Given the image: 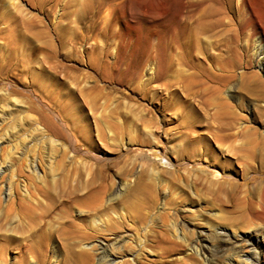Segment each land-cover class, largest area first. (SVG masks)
<instances>
[{
    "label": "rangeland",
    "instance_id": "374dc122",
    "mask_svg": "<svg viewBox=\"0 0 264 264\" xmlns=\"http://www.w3.org/2000/svg\"><path fill=\"white\" fill-rule=\"evenodd\" d=\"M90 1L0 0V264H75L72 252L86 242L82 235L90 229L93 218L108 222L102 228L94 227L96 233L88 242L97 240L106 244L113 258L111 264H237L234 257L228 258L235 241L233 234L264 233V221L247 214V201L242 198L260 181V168L264 164V64L259 70L253 60L243 64L253 56L257 35L248 34V23L239 15V2L219 0L224 12L221 15L213 12L215 4L204 3L197 8V20L192 24L201 29L206 27L202 37L210 40V45L208 48L204 43L199 45L207 55L217 57L213 65L219 63L222 51L226 58L236 48L241 57L242 64L232 69L228 87L234 98L227 99L238 118L234 119L231 130L220 132L218 127L228 118L215 94L204 93L194 99V94H186L183 86L175 88V81H180L189 71L174 61L179 55L175 48L165 51L169 53L167 58L171 53L170 58L175 62L169 71L149 84L140 81L148 76L145 64L149 46L157 43L156 36L167 37L169 32L162 12L178 11L184 0H106L97 11L96 2ZM246 2L264 35V0ZM115 33L126 43L118 48L121 52L117 74L122 75L119 81L99 75L102 66L113 61L118 46ZM231 37L236 41L235 47L229 43ZM261 57L264 59V54ZM252 71H258L263 84L258 94L248 77ZM166 82L173 86L165 88ZM94 85L97 87L93 88ZM89 99L95 106L94 113L86 105L82 112L88 115L87 125L92 126L91 140L98 148L95 152L85 146L78 152H68L61 138L49 147L48 140L45 138L43 142L35 132L33 121L37 115L33 108L39 103L70 121L73 104L89 103ZM142 106L149 108V112ZM99 107L109 113L105 120L112 129L103 144L96 139L92 125V116L100 115ZM119 110H124V114ZM111 114L120 116L125 126L129 125L123 140L129 137L134 150L120 149L113 142L120 137V129L108 118ZM151 115L156 126L149 122ZM148 128L153 130L152 134L147 133ZM213 132L229 135L219 141L213 138ZM29 136H35L36 141H30ZM142 148H155L159 155H165L155 160L153 168L171 171L170 175L160 176L165 180L163 184L156 179L158 172L156 177L153 175L155 180L151 177L144 184L145 168L150 170L152 163L142 158ZM183 150L188 151L190 160L186 165L180 158ZM92 153L106 158H92ZM33 156L37 170H41L36 182L31 181L34 175L28 169ZM215 166L226 172L218 175L216 183L209 174L217 170ZM99 169L108 174L111 183L108 194L121 188L104 215L91 212L85 203L99 181ZM19 178L25 185V198ZM8 182H11V198L4 197ZM146 193L154 197L152 206L145 199ZM159 208L174 216L181 229H177V235L187 233V240L201 250V255L194 254L187 246L165 244L159 235L163 228ZM137 213L148 215V224H140ZM148 226L154 228L153 235L149 233L143 238ZM215 230L224 234L216 235ZM133 232H142L143 245L135 246L131 239Z\"/></svg>",
    "mask_w": 264,
    "mask_h": 264
},
{
    "label": "bare ground",
    "instance_id": "6f19581e",
    "mask_svg": "<svg viewBox=\"0 0 264 264\" xmlns=\"http://www.w3.org/2000/svg\"><path fill=\"white\" fill-rule=\"evenodd\" d=\"M237 1L239 2L238 3V11H239L240 18L244 19L248 23V26H249L248 34L252 35L255 32V34L257 35L254 39V42H253L254 47H255V48H253L255 50L253 53V56L250 55L249 59H246L243 62V64H246V65L250 64L253 60L255 67L259 70L260 65L264 64V59H262L263 57H261L264 54V35L258 30V26L252 18L251 11H250V8H249L246 0H237ZM90 2H96V11H97V10H99V8L104 6L106 0H91ZM204 3H207L208 6L210 3L215 4L217 7H216L215 11H213V12H215L216 15H221L222 13H224L222 8H221V4H220L219 0H184L182 3V6H180L179 10L178 11L176 10V12L171 13L172 15L167 10L164 9V11L162 12V20L163 19H164V21L166 20L165 24H167L169 26V29H168L169 32H168L167 37H164L161 35L156 36L157 40H155V43L156 42L157 43L155 45L149 46L150 51L148 53V58H147L146 64H145L146 67L148 68V71H149L147 74L148 76L146 77L147 79H142L140 81L142 83L149 84L152 81L159 80L161 78V74L165 73L168 70V68L172 65V63H175V62H173L174 59L170 58L171 53H170V57L167 58V55H169V53L165 54V51L169 50V52H171L172 48H175L176 49L175 52L178 51L177 53L179 55L176 57V59L174 61L177 60V62H176L177 64H179L181 66L183 65V67L189 68L188 73L186 72L187 74H183L181 76L180 81H175V84H174L175 88L183 86V89L186 92V94L187 93L194 94L193 98L196 96H200L204 93L215 94V96L217 97V99L219 101V105L221 106V108L223 110V114H226L227 118H228V121H226V123H221V125L218 127V131L222 132V131L231 130L233 128L234 119L238 118V114L235 112V110L233 108L231 109L227 99L232 98V97L234 98V94L232 93L230 88H228L229 84H230V79L233 76L232 69H234L238 65L242 64V61H241L240 55L237 53V50L235 48L232 50L230 57L227 56L226 58H224V54L222 51L219 55V63L217 65H215V64L213 65L214 60L217 57L214 58L213 54H210V53L207 55V53H205V51L201 50L200 45H199L200 42L204 43L205 48L206 47L208 48V46L210 45V42H209L210 40L208 41V40L203 39V37H204L203 35L206 33V31H204L203 28H206V27H203L201 29V27H194V26H192V24H195V22L197 20L196 19L197 15L195 16V12H196L197 8ZM203 10H206V8H204ZM204 13H205V11H204ZM200 17H202V16H200ZM201 21L203 22L202 24H205V22H204L205 20L203 21L201 19ZM241 21H243V20H241ZM207 33L209 34V31ZM113 35L116 38L118 37V39H117L118 40V46L114 52L113 61L107 62L106 65H103L99 75L102 78L119 81L122 78L121 77L122 75L119 76L120 75L119 72L117 74V71H118L117 69L120 66L119 61H120V52H121V51L118 52V48L121 47L123 44H126V43L123 42L125 40L122 39L121 35L117 36L116 33ZM180 39H182L184 42L182 43L181 42L182 40L180 41ZM229 43L232 44L234 47L237 45L234 37L233 38L231 37V39H229ZM230 48H233V47L231 46V47H229V49ZM200 54H202V56ZM207 60H210L212 65H208L206 63ZM145 65H144V67H145ZM143 69H145V68H143ZM178 70H181V67L179 69V66H178ZM167 76H169V75H167ZM248 77L252 81L251 85H252V88L255 89V92H257V94L260 93V90L262 89L263 84L259 80L258 71L250 72ZM166 78L168 79V77H166ZM139 79H141V77ZM128 80H129V78H128ZM163 85L165 86V88H167V87H170L169 85H171V83L166 82V83H163ZM171 86H173V85H171ZM94 87L96 88L97 85H94L93 88ZM162 90H164V89H162ZM161 94H162V91H161ZM161 94H160V96H161ZM88 102L89 103L85 102L82 104H75V105L73 104V106H74L73 110L69 111V113L72 112L70 114V117H69L72 120V121L70 120L71 122L68 120H64L63 118H61V116H58L59 114L57 115L55 112H53V109L50 110V107L48 109V108H46L47 106L44 107L43 104L39 103L35 108H33L34 109L33 111L37 115L33 121L36 124V131L35 132L38 135H40L41 140L43 139V142H45L44 141L45 138H46V142L48 140L47 143H48L49 147H51V145L54 142L56 143V139L61 138L63 140L64 147L68 150V152L69 151L74 152V153L78 152V151L82 150V146H85L86 149H90L91 151L95 152V150L98 148H97L96 142L91 140V137L93 135L92 126L87 125V118H88L87 116L88 115L86 113H85L86 115H84L82 112L83 105L84 106L86 105V106H88V109L90 110L91 114L94 113L93 110H94L95 106L93 104V101L89 99ZM198 102H200V101H198ZM46 105H48V104H46ZM97 105L98 104H96V106ZM104 107H105V105H104ZM114 107H116V105ZM142 108L147 113L149 112V108H146L143 106H142ZM157 108H159V106H157ZM107 109H110V108L107 107ZM117 109H119V108H117ZM99 111H101L100 115L96 114V116L95 115L92 116L90 114V116L93 117V124L92 125L94 128L96 139L100 143L103 144L104 143L103 141L105 140V136L110 135V133H112V129L110 130L108 128L107 123H109V121L105 120L107 118V117L105 118V116H108L109 113L103 107H101L100 110L97 111V113H99ZM112 111H115V109ZM119 111H123V114H124V110H119ZM104 114H106V115H104ZM114 114H115V112H114ZM111 115L112 116H110L108 118L112 119V123L115 125L114 126L115 128H117L116 127V125H117L118 130L120 129V133L118 134L120 137H118L117 140L113 141V142H116V144H118L119 147H121L120 149L125 148V150H134V147L132 149V144H131L132 141L130 142L129 137L126 138L127 140H125V141L123 140V136L125 135L124 132L126 131L125 128L127 127L128 124H126V126H125V124H124L125 122L120 116H115L113 114H111ZM68 116H69V114H68ZM66 118H67V116H66ZM69 118H67V119H69ZM125 120H127V119H125ZM127 121H129V120H127ZM149 122H151V124L154 125L153 115L149 116ZM154 126H156V125H154ZM115 130H117V129H115ZM127 131L129 133L130 129L128 128ZM152 131L153 130L149 129L147 133H151ZM32 133H34V132L31 131V134ZM151 134H150L149 139L151 138ZM226 134L229 135L228 133H223L221 135L219 133L217 134L215 132L212 133L213 138L215 140H219V141H222L225 138ZM21 135H22V133H21ZM23 135H25V134H23ZM21 139H22V137H21ZM29 139H30V141L32 140L33 143L36 141L35 136H29ZM61 139H59V140L61 141ZM37 140H38V138H37ZM133 140H134V137H133ZM57 143H59V142H57ZM40 144H41V142H40ZM43 147L44 146L42 144V148ZM61 149H62V147H61ZM50 151H52V150H50ZM183 151L184 152H181L180 154L181 155H182V153H184V154L181 157H180V154L178 156L182 159V163L186 165V162L188 163V161H190V160H188V158H187L188 151L187 150H183ZM64 153H67V152L64 150ZM140 154L144 160L150 161L152 163V168L150 170L145 168V172L143 171L145 173V176H146V178H144L146 180V182H144V184L147 185V180L149 182V179H151V177L155 180L153 175H155V177H156V172H158L156 179L158 178L159 179L158 181L160 183H162L164 179L162 180L160 178V176H164L166 174H169V173H171V171L167 170L166 168L162 169L161 171L160 170L154 171L153 168L155 166V160L158 158L161 159V158L165 157V155L164 156L159 155V151L156 150L155 148H146V149L142 148ZM50 155H51V153H50ZM90 155L92 158H97V159H99V158L105 159L106 158V157H99V155L96 153H92ZM43 156H45V155H43ZM34 158H35L34 156H33V158H30L31 159V161H29L30 167L28 169L34 175V179H32L31 181L36 182V178H38V179L40 178V175H41L40 171L41 170L40 171L37 170L38 167H36V165L34 164L35 163ZM47 158H48V156H47ZM168 158H166V159H168ZM167 163H169V161H167ZM179 163H181V162H179ZM25 164H26V162H25ZM196 164L201 165L202 162H198ZM141 166H143V165H141ZM216 167L218 168V166H215L214 168L217 169ZM260 169H261L260 181L254 185L251 192H248L249 190H247V192H246L247 194H244L242 196V198L246 199V201H247V208L245 209L247 214H249V216L251 218H257L258 220L260 219V220L264 221V164L261 166ZM171 170H173V169H171ZM225 173L226 172H224L223 169H221V170L217 169L216 171L212 170L211 172H209V174L215 178L214 183H216V180H218L219 174L223 175ZM98 174H99L98 175L99 181L94 186V188L90 192L89 196H87L89 198L86 200L85 203L87 204L86 206L89 207L88 209L91 212H93L95 214L101 212L104 215V214H106V213H104V210H106L108 208L109 203L113 202L115 200V198L118 197V195H119L118 191L121 188L117 187L116 190H114L112 193L108 194L109 187L111 185V183L108 181L109 180L108 174L105 171L100 170V169L98 170ZM243 174H246V173H243ZM19 179H20V183H22V188H23L21 190L22 191V197L25 198V197H27L26 189L24 188L25 185L23 184V180L21 178H19ZM151 182H152V180H151ZM151 182H150V185H151ZM164 182H165V180H164ZM10 185H11V182H8L7 186L5 184V195H4L5 198H11V196H12V189H11ZM37 185H38V183H37ZM167 185H170V184H167ZM176 186H178V185H176ZM185 187H187V186H185ZM147 189L151 191V188H147ZM143 191L145 192L146 190H143ZM119 192H121V191H119ZM143 194H145V193H143ZM173 195L175 196L176 194H173ZM145 199L147 201L151 202L149 206H152V203H153L152 200H154V197H152V193H150V194L146 193ZM103 201H104V203H103ZM239 202H240V200H239ZM132 206H134V205H132ZM145 211H146V209H145ZM158 211H159L160 217H162L161 222H163L162 223L163 228H160L161 232L159 231V233H160L159 235H161V238L163 239L165 244L170 243L172 246H175V247H181V246L186 247L187 246L189 248V250H192L194 252V254L201 255V250L199 248H197V246H194V244L189 242L190 240H187V238H186L187 233H186V235L184 234V236H178L177 235V233H176L177 229H179L180 231H181V229L178 227L175 220L173 219L174 216H172L168 213L165 214L166 212L163 213L161 208H159ZM101 213L99 215H102ZM137 215H139V213H137ZM170 216H172V217L170 218ZM148 217H149L148 215H143L142 213H140V215L138 217L140 224H143V223L145 225H146V223L148 224V222H147ZM135 218H137V216ZM153 220H154V218H153ZM152 221L149 222L150 223L149 226H151L153 224V223L151 224ZM107 222H108V220L107 219L104 220V218L101 220L99 218L91 219L90 229L88 231H85L84 234L82 235L84 242L85 241L86 242L84 244L80 245L79 247H77L76 251L74 250V252H72V256L75 259V264H111V262L113 261V258L110 257L111 252L106 247V244H103L102 242H99V241L97 242V240L88 242L89 238H92V236H94L93 234L96 233L95 232L96 229L94 227L99 226V228H102V225H105V224L107 225ZM114 224H116V222L111 223L110 228H112V226ZM229 226H231V225H229ZM232 226H234V225H232ZM141 227H143V226H141ZM153 229H154L153 227H149L148 230L147 229L145 230L146 231L145 233H147V234H145V233L142 234V232L140 234H142L143 238H147V235L149 233L153 235V233H152L153 231H151ZM214 232L216 233V235L217 234H224V232H221L220 230H215ZM140 234H138L137 232L136 233L133 232V234L131 235V239H132V241H134L136 247L143 245V243L145 242L142 240V238H141L142 236ZM233 236L235 238V241L232 242L233 248L230 250V253L228 254V258L234 257L235 260L238 261V262H236L237 264H239V263H241V264H264V233H261L259 235H256V234L250 235L248 233L241 235V234L235 233V234H233ZM158 238L160 239V237H158ZM187 242H189V243H187ZM261 245L263 246L262 249H260ZM73 248H76V247L74 246ZM239 254H243V255H239ZM260 255L262 256L261 262L259 261ZM241 256H243V257H241ZM208 260L211 261L212 259L208 258ZM108 261L110 263H108Z\"/></svg>",
    "mask_w": 264,
    "mask_h": 264
}]
</instances>
